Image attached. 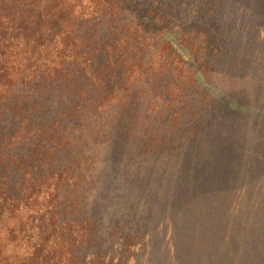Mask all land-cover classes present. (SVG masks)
<instances>
[{"label": "trees", "instance_id": "obj_1", "mask_svg": "<svg viewBox=\"0 0 264 264\" xmlns=\"http://www.w3.org/2000/svg\"><path fill=\"white\" fill-rule=\"evenodd\" d=\"M220 2L0 0V264L138 262L152 171L220 118Z\"/></svg>", "mask_w": 264, "mask_h": 264}, {"label": "rangeland", "instance_id": "obj_2", "mask_svg": "<svg viewBox=\"0 0 264 264\" xmlns=\"http://www.w3.org/2000/svg\"><path fill=\"white\" fill-rule=\"evenodd\" d=\"M218 14L224 50L211 90L220 118L210 116L183 158L152 171L158 204L136 206L157 208V226L136 264L264 262V0H221ZM104 176L118 207L108 208L124 210L123 171Z\"/></svg>", "mask_w": 264, "mask_h": 264}]
</instances>
